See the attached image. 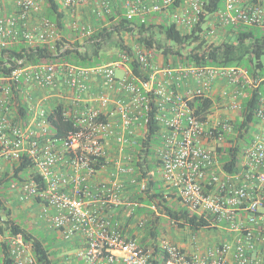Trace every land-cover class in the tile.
I'll list each match as a JSON object with an SVG mask.
<instances>
[{
	"label": "built area",
	"instance_id": "obj_1",
	"mask_svg": "<svg viewBox=\"0 0 264 264\" xmlns=\"http://www.w3.org/2000/svg\"><path fill=\"white\" fill-rule=\"evenodd\" d=\"M59 2L65 13L87 7L97 21L115 10L140 22L158 13L188 34L201 22L204 0ZM43 9L44 0H0V49L19 43L55 49L60 34ZM228 25L264 29V0H224L203 21L201 35L214 40ZM72 29L82 39L93 26L73 22ZM130 45L147 78L133 74L124 51L92 66L19 60L0 74V178L13 175L21 161L29 163L22 180L9 181L5 189L0 183L5 207L12 200L24 207L35 203L37 218L62 239L82 238L76 255L86 264H264V78L234 65L199 66L173 57L164 62L162 55L154 59L146 48ZM215 83L218 90H213ZM258 87L262 93L250 139L239 152L238 168L225 171L216 148L227 146L248 90ZM195 96L213 101L205 120L189 105ZM18 97L27 101L23 115ZM152 103L160 138L154 148L159 179L167 193H175L187 209L213 216L226 234L202 251L192 235L189 253L162 240L164 261L135 238H126L121 222L109 213L114 207L135 206L128 195L145 188L144 179L137 181L133 160L143 148L140 138L147 131ZM58 105L61 115L73 122L61 136L53 133L49 118ZM217 106L223 109L219 115ZM150 208L156 211L154 205ZM143 223L138 220L139 227ZM4 240L11 264H38L22 234H0V243Z\"/></svg>",
	"mask_w": 264,
	"mask_h": 264
},
{
	"label": "trees",
	"instance_id": "obj_2",
	"mask_svg": "<svg viewBox=\"0 0 264 264\" xmlns=\"http://www.w3.org/2000/svg\"><path fill=\"white\" fill-rule=\"evenodd\" d=\"M224 0H204L201 22L188 34H183L175 22H167L158 13L150 14L144 22L127 20L119 15V10L106 15L101 21H96L92 33L80 40L69 42L68 36L74 31L67 25L66 13L61 8L59 0H44V15L55 24L60 39L55 43V49L47 44H37L26 48L22 43L0 49V74L7 73L22 60L24 63L47 61H67L82 66L97 65L113 60L118 52L130 55L129 66L133 74L147 78L134 56L130 44L140 45L152 53L153 58L162 55L164 62L169 57L174 61L193 63L199 66H239L251 75L264 78V29L228 25L224 27L223 36L219 41L208 40L201 35L205 18L222 8ZM129 41V42H128ZM262 93L261 87L248 90V97L242 102L239 115L241 119L234 122V135L227 137V146L216 148L217 160L225 171H234L239 166V152L248 143L250 132L256 123L254 110ZM18 111L25 114L27 101L22 97L16 100ZM195 115L205 120L211 113L213 101L210 98L195 96L189 102ZM150 118L145 136L140 138L143 148L134 156L133 165L139 174L137 181H145V188L128 195V200L136 205L130 207V220L144 219L142 229L145 233L138 238V244L145 249H151L156 258L165 260L160 242V223L165 217L178 229H187L193 235L200 231L217 230L221 226L209 214H198L187 209L180 203L174 193H167L159 179L154 148L160 143L157 134V124L152 119L155 106L151 104ZM50 124L55 135H65L73 127V122L61 115L60 106H55L50 115ZM29 163L21 161L14 169L13 175L3 174L0 178L2 188L9 181L22 180L25 177ZM136 187V184L132 185ZM6 195L0 198V234L4 238L10 234L20 233L32 245L38 264H57L52 245L44 236H37L25 229L16 219L11 217L10 209L5 207ZM154 205L156 211L150 207ZM162 216V217H161ZM138 223V221H136ZM124 227H121L124 233ZM134 238V237H131ZM0 258L2 264H11L7 252V240L0 243Z\"/></svg>",
	"mask_w": 264,
	"mask_h": 264
},
{
	"label": "rangeland",
	"instance_id": "obj_3",
	"mask_svg": "<svg viewBox=\"0 0 264 264\" xmlns=\"http://www.w3.org/2000/svg\"><path fill=\"white\" fill-rule=\"evenodd\" d=\"M44 11V9H43ZM44 13V12H43ZM67 17V24L72 28V23H80V24H90L92 26L95 25L96 19L93 18L88 11L87 7H80L76 8L73 11L66 13ZM70 36H68L69 42H73L75 40H80L79 32H76L75 30L69 33ZM223 36V32L219 33L217 37H215V41H219L221 37ZM129 42V41H128ZM262 62L264 64V57L262 58ZM117 76H121L122 72L120 70L116 71ZM222 107L217 106L214 108V112L218 113L222 111ZM219 111V112H217ZM10 212L11 217L17 220L25 229L32 231L37 236H44L48 241H52V236L47 235L45 236L44 232L42 230H38L37 227L38 219L37 213L39 206L36 208L31 206L24 207L22 204H20L17 201H11L10 202ZM162 217V216H161ZM138 221V220H136ZM134 221L136 224V227L142 229V227L138 226V223ZM160 242L162 240H169L175 243L177 246L180 247L184 252L189 253V251L186 249L187 245L189 243L190 238L192 237V233L187 229H178L175 225L169 223L165 217L161 219L160 223ZM196 238L197 246L199 250H203L206 247L213 245L217 243L218 241L222 240L226 237V234L221 229V227L217 230H211V231H200L197 234L194 235ZM190 247V246H189Z\"/></svg>",
	"mask_w": 264,
	"mask_h": 264
},
{
	"label": "crops",
	"instance_id": "obj_4",
	"mask_svg": "<svg viewBox=\"0 0 264 264\" xmlns=\"http://www.w3.org/2000/svg\"><path fill=\"white\" fill-rule=\"evenodd\" d=\"M66 21H67V17H66ZM219 85H220L219 83L218 84L215 83L213 86V90H218ZM174 195L176 194L174 193ZM31 207L36 208L37 205L33 203ZM129 208L130 207H127L126 205L118 206L112 208L109 211V213L114 219H117L121 222L120 223L121 227L125 228L123 234L126 238L134 237L137 240L138 238L143 237L145 233L144 231L136 227V224L134 223L133 220H130ZM37 222L39 223L37 229L42 230L45 236L47 235L52 236V239L54 240V244L52 245V250L55 253L57 264H61V262L65 259L68 261V264H86L83 258L78 257L76 255L77 250H79L83 246V240L81 237L76 236L71 240H64L61 238V235L59 234L58 231L51 230L48 227V224L45 220H38ZM189 243L190 245L188 244L186 249L189 252H191L194 246L191 244L190 240ZM195 245L197 246V242L195 243Z\"/></svg>",
	"mask_w": 264,
	"mask_h": 264
}]
</instances>
